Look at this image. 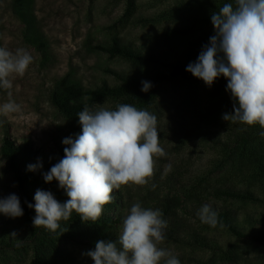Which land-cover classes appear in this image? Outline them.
Instances as JSON below:
<instances>
[{"label":"trees","instance_id":"obj_1","mask_svg":"<svg viewBox=\"0 0 264 264\" xmlns=\"http://www.w3.org/2000/svg\"><path fill=\"white\" fill-rule=\"evenodd\" d=\"M33 1L13 0V10L23 22L25 41L40 52L43 58H47L49 43L37 27ZM231 2L176 0L159 15L174 24L158 32L150 46H132L124 43L117 34H111L105 44L96 45V49L108 57L122 59L131 68L124 72L106 69L115 81L112 84L103 81L92 88L83 86L69 72L54 81L48 99L69 124L67 137L74 139L81 133L77 113L85 105L91 108L109 102L114 110L116 104L121 103L148 111L159 98L165 83L185 84L191 96L189 103L194 104L197 98L193 94L202 80L193 77L185 69L189 63L196 61L202 47L214 35L211 14L223 4ZM135 11V0H125L122 15L124 21L133 16ZM142 81L151 83L149 91H141ZM226 85V78H217L204 104L206 110L195 108L193 116H182L184 138L209 145L215 156L205 173L182 185L175 197L166 199L161 209L163 219L167 221L165 231H176V239L181 236L187 244L210 251L215 257L210 259L209 264L217 259L235 261L238 250L242 248L241 243L256 244L257 256L261 264H264V137L258 134L264 129L259 125L233 124L222 119L223 114L231 113L233 104ZM65 147L68 145L62 141L55 143L53 165L64 157ZM0 155L5 160V169L13 177L23 209V232L5 221L0 222L1 256L9 249L17 250L25 246L30 256L29 264H80L69 246L95 248L97 241L117 240L118 224L123 221L119 189L113 190V202L104 206L103 215L95 222L82 221L73 212L69 220L59 222L60 228L56 232L42 226L33 227L35 210L34 207L29 208L28 204H35L34 194L37 189L52 192L61 203L66 202L68 197L58 188V182L51 190L38 169L28 170L27 166L34 164L38 155V150L29 139L17 142L5 135L0 144ZM215 201H223L225 204H217ZM205 204L218 213L215 227L202 223L197 216V210ZM250 204L262 210L240 218L239 206ZM13 232L16 233L15 237L10 235ZM215 233H223L228 241L220 243L214 237Z\"/></svg>","mask_w":264,"mask_h":264},{"label":"clouds","instance_id":"obj_2","mask_svg":"<svg viewBox=\"0 0 264 264\" xmlns=\"http://www.w3.org/2000/svg\"><path fill=\"white\" fill-rule=\"evenodd\" d=\"M211 24L214 35L185 70L208 87L220 76L226 78L233 104L231 113L223 114L222 119L264 129V0L225 3L211 14ZM32 62L24 48L13 52L0 47V88L10 89V77L23 76ZM141 84L142 92L152 87L148 81ZM19 111L20 105L12 100L0 105V113L5 115ZM77 116L81 133L62 140L68 145L64 157L42 173L45 183L57 181L68 199L61 203L52 192L37 189L35 204H28L35 210L33 227L56 232L59 222L69 220L73 212L82 221H97L104 206L113 202L114 189L148 185L155 175V158L167 155L160 144L157 116L146 109L121 103L114 110L85 105ZM258 134L264 137V130ZM42 166L38 158L27 167L35 171ZM155 187L152 184L153 190ZM0 213L21 217L19 197L9 194L0 198ZM197 216L212 227L218 223V213L207 204L197 210ZM166 227L160 209L136 202L123 218L117 240L97 241L94 250L85 254L94 264H181L176 255L159 246L165 241ZM10 235L15 237L16 233Z\"/></svg>","mask_w":264,"mask_h":264},{"label":"rangeland","instance_id":"obj_3","mask_svg":"<svg viewBox=\"0 0 264 264\" xmlns=\"http://www.w3.org/2000/svg\"><path fill=\"white\" fill-rule=\"evenodd\" d=\"M174 1L176 0H135L134 15L124 21L122 15L125 0H34L33 11L37 27L49 43L48 56L43 58L40 52L25 41L24 25L13 10V0H0L2 47L13 52L17 48H24L33 57V62L23 76L13 74L10 77L13 85L10 89L0 88V105L9 100L20 105L19 112L7 115L0 113V144L5 135L17 142L29 139L38 150L34 164L39 158L43 166L38 170L46 173L53 166L55 143L67 138L69 126L49 102L48 96L54 81L69 72L87 88L98 86L103 81L112 84L114 77L106 69L124 72L131 67L122 59L108 57L106 53L96 49V45L105 44L111 34H117L124 43L132 46H150L158 32L165 26L174 24L159 16ZM198 85L193 94L197 101L192 104L189 103L191 96L185 84L165 83L159 92V98L148 110L157 116L160 144L167 155L155 158V175L148 185L129 184L119 188L123 203L122 220L136 202H140L145 208L161 210L167 198L175 197L182 185L205 173L210 167L215 156L212 148L195 139L188 141L183 136V117L193 116L195 108L206 110L204 104L209 98L211 87L206 86L203 81ZM99 105L112 109L109 102ZM168 165H171L170 171ZM47 184L52 190L57 181ZM152 184L156 185L154 190ZM9 194L18 196L13 177L5 169V160L0 155V198ZM215 202L225 204L223 201ZM239 207L240 218L262 210L251 204ZM185 217L188 219L187 213ZM4 221L23 232L22 216L10 218L0 213V222ZM188 223L190 222L186 224ZM121 225L122 222L118 224V234ZM165 234V241L159 246L176 255L181 264H209L214 256L208 250L187 244L181 236L176 239V231L167 229ZM214 237L220 243L228 241L223 233H215ZM241 247L235 261L217 259L213 264H261L256 244L241 243ZM69 248L80 264H94L85 254L94 248ZM29 262L30 256L25 246L17 250L9 249L0 255L2 264Z\"/></svg>","mask_w":264,"mask_h":264}]
</instances>
